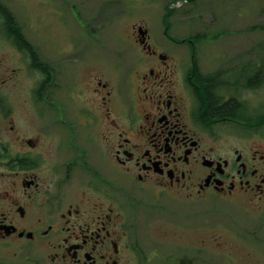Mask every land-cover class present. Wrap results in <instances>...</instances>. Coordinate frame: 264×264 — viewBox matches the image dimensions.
Listing matches in <instances>:
<instances>
[{"label":"flooded vegetation","instance_id":"flooded-vegetation-1","mask_svg":"<svg viewBox=\"0 0 264 264\" xmlns=\"http://www.w3.org/2000/svg\"><path fill=\"white\" fill-rule=\"evenodd\" d=\"M147 1L87 9L111 19L75 30L82 66L62 73L64 101L51 106L46 70L35 137L0 128V264H264V237L134 233L129 196L148 191L264 222V75L188 69Z\"/></svg>","mask_w":264,"mask_h":264},{"label":"rangeland","instance_id":"rangeland-1","mask_svg":"<svg viewBox=\"0 0 264 264\" xmlns=\"http://www.w3.org/2000/svg\"><path fill=\"white\" fill-rule=\"evenodd\" d=\"M182 1L148 0L147 24L160 42L167 27L171 38L181 40L172 42L174 55L188 69L195 63L204 74L230 71L235 75H255L264 71V0H188L178 7ZM0 3L17 20L41 62L49 67V75H55L50 89L51 106H60L59 102L64 101L58 87L62 73L70 79L82 66L70 54L75 48L74 37L81 34L75 30L87 20L89 25L100 24L104 19L110 21L111 17L87 9L110 7L111 0H0ZM80 8L81 14L77 11ZM196 41H199L197 45ZM193 46L196 47L194 54L191 53ZM63 51L67 52L64 57ZM30 62L4 36L0 18V88L12 107V122L4 113L0 115L2 138L13 139L17 131L23 137L33 138L41 122L35 100L38 85L45 77L33 70ZM129 198L136 204V209L132 207L134 210L129 214L137 237H176L177 240L180 237H264V222L260 219H250L215 201L203 206L205 213L200 208L158 197L154 191H148L145 196L131 194Z\"/></svg>","mask_w":264,"mask_h":264},{"label":"trees","instance_id":"trees-1","mask_svg":"<svg viewBox=\"0 0 264 264\" xmlns=\"http://www.w3.org/2000/svg\"><path fill=\"white\" fill-rule=\"evenodd\" d=\"M0 16L3 20L7 37L15 43V46L18 49H20L21 51L25 52L30 56V58L32 59V68L43 72L49 70L48 69L49 67L45 66L38 58L32 45L25 39L16 19L8 11V9L4 7L1 3H0ZM257 75H261V73H258Z\"/></svg>","mask_w":264,"mask_h":264}]
</instances>
